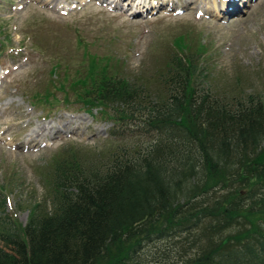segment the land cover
Returning <instances> with one entry per match:
<instances>
[{
    "label": "trees",
    "instance_id": "obj_1",
    "mask_svg": "<svg viewBox=\"0 0 264 264\" xmlns=\"http://www.w3.org/2000/svg\"><path fill=\"white\" fill-rule=\"evenodd\" d=\"M186 49L151 74L132 75L112 56L90 54L87 68L59 82L119 126L102 148L68 146L58 154L47 198L31 206L26 224L0 221V264H264V204L250 206L261 214L253 213L258 219L237 245L220 233L195 256L146 251L156 240L180 243L211 211L236 213L245 203L235 196L236 181H264V98L215 97L201 86L206 63L196 52L203 49ZM137 120L138 131L128 123ZM223 184L234 187L210 212L207 204L197 208L198 192ZM263 186L247 197L264 199Z\"/></svg>",
    "mask_w": 264,
    "mask_h": 264
},
{
    "label": "rangeland",
    "instance_id": "obj_2",
    "mask_svg": "<svg viewBox=\"0 0 264 264\" xmlns=\"http://www.w3.org/2000/svg\"><path fill=\"white\" fill-rule=\"evenodd\" d=\"M50 2L0 0V221L11 217L26 224L31 206L47 198L58 154L68 146L102 148L119 126L79 101L69 86L60 89L66 76L85 69L90 54L112 56L132 75L151 74L177 49H203L196 52L206 63L201 86L228 101L250 94L264 98V0H55L57 7ZM151 94L155 99L159 93ZM128 123L141 127L138 120ZM37 125L44 126L43 137L28 139ZM235 183V196L245 201L236 205L238 213L208 209L234 186L200 191L197 208L207 204L212 215L175 239L180 243L154 241L146 248L149 257L195 256L221 234L239 244L261 214L250 206L264 204L247 194L254 197L264 181Z\"/></svg>",
    "mask_w": 264,
    "mask_h": 264
},
{
    "label": "bare ground",
    "instance_id": "obj_3",
    "mask_svg": "<svg viewBox=\"0 0 264 264\" xmlns=\"http://www.w3.org/2000/svg\"><path fill=\"white\" fill-rule=\"evenodd\" d=\"M52 2H50V4L53 6V7H57L58 5H57V3L55 2V0H51ZM56 3V4H55ZM188 4H190V3H188ZM225 4L223 3H221L220 4V7L221 6H224ZM163 7V6H162ZM197 8V7H196ZM227 10H228V7H226L225 9H224V11L225 12H227ZM45 129H44V126H40V125H37L36 127H34L33 129H32V132H30L28 135H30V137L28 138V139H31V140H36L37 138H41V136L45 133ZM32 137H34V138H32ZM43 137V136H42ZM30 142V141H29ZM34 142V141H33Z\"/></svg>",
    "mask_w": 264,
    "mask_h": 264
}]
</instances>
